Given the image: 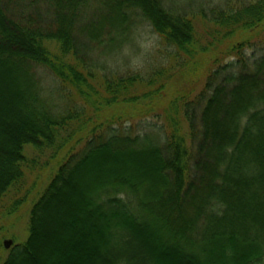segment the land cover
I'll return each mask as SVG.
<instances>
[{
    "label": "trees",
    "instance_id": "trees-1",
    "mask_svg": "<svg viewBox=\"0 0 264 264\" xmlns=\"http://www.w3.org/2000/svg\"><path fill=\"white\" fill-rule=\"evenodd\" d=\"M144 25L162 54L148 70L102 74L77 38L108 53ZM194 74L202 89L163 106ZM93 101L118 107L114 125L99 129ZM149 113L160 139L115 127ZM19 212L27 237L0 243V264H264V0L196 15L165 0H0V214Z\"/></svg>",
    "mask_w": 264,
    "mask_h": 264
},
{
    "label": "rangeland",
    "instance_id": "rangeland-1",
    "mask_svg": "<svg viewBox=\"0 0 264 264\" xmlns=\"http://www.w3.org/2000/svg\"><path fill=\"white\" fill-rule=\"evenodd\" d=\"M224 0H165V4L170 9H177L180 13H187L191 12L196 15V13L201 8L210 9L211 7H217L220 6V3L223 4ZM93 13H96L95 9H92ZM92 13V14H93ZM91 14V13H90ZM97 15V14H96ZM87 20V19H86ZM197 23L198 29L203 27L204 21L197 18L195 20ZM207 27V26H206ZM79 45L81 46V49L83 50L85 59L88 60L89 63L97 64L98 67H100V72L102 74H126L128 72L133 71H142V70H148V68H152L156 65L159 66V57H162V54L160 50H158V44H159V38L157 35H155L152 31V29L144 25L142 28H139L138 35H130L129 38L125 41V43L122 45L121 48H112L111 51L108 53H103L104 48H92L91 50H88V48L85 46L89 44L88 38L86 37L85 33H81L80 36L77 37ZM85 46V47H83ZM85 48V49H84ZM102 69V70H101ZM44 72V71H42ZM47 74V73H46ZM43 80H41V86L43 90L42 98L45 104L48 106V108L51 109L54 113H59L60 109L63 107V101L60 99V85L55 79L50 75H40ZM193 78L184 79L181 82H174L170 86L176 87L170 96L166 97L165 94H163L161 97L164 100V97L167 99V103H169L171 100H173L175 97L180 96V93H183L187 91V89H193V94H197L203 87V83L205 80L204 76H199L197 79V74L192 75ZM206 76V75H205ZM196 78V79H195ZM193 79V80H191ZM178 92V93H177ZM191 96V97H192ZM163 102V101H162ZM166 101L164 100V103ZM91 107L95 108V112L99 113L100 111L104 110V106L102 103L100 104L98 101L92 102L90 104ZM162 106L158 107L156 109L154 114L161 113ZM93 109V108H92ZM118 113V107L114 108L113 110L107 109L104 110L101 114L102 116L98 115V117L94 120V123H99V129H102L106 122H109L110 125H114L112 123L116 120V116ZM100 116V117H99ZM119 122H126L124 120H121ZM115 126L116 129L122 127L130 131L132 135H148L153 139H160V136L163 137V130L161 129L163 126L162 119L156 118L153 114L149 113L147 117L142 118H133L130 121ZM100 131H97L96 134H99ZM162 144V142H161ZM78 147V146H77ZM76 147V148H77ZM80 147V146H79ZM78 147V149H79ZM33 152H30V155ZM36 154V153H35ZM34 154V155H35ZM32 155V157L34 156ZM37 159H39V162H46L49 158V154H43L41 156H35ZM11 201V197L8 200ZM24 212H19L17 215L13 217H7L5 215L0 214V243H3L5 240H11L12 246L14 243H20L25 240L27 237V230L25 228L26 225V218L23 215ZM18 216V217H17ZM65 222V221H64ZM60 220V224L57 226L59 227L61 224H65ZM52 226L48 225L46 229L43 230L42 234H47V237H49L48 240H46V243L49 247L47 248H53V245H55V241L57 236H51L50 230H55L53 224ZM56 225V224H54ZM56 232V231H55ZM66 242V241H65ZM64 246H66L65 243H63ZM51 250V249H50ZM7 253H3V257L5 258Z\"/></svg>",
    "mask_w": 264,
    "mask_h": 264
},
{
    "label": "water",
    "instance_id": "water-1",
    "mask_svg": "<svg viewBox=\"0 0 264 264\" xmlns=\"http://www.w3.org/2000/svg\"><path fill=\"white\" fill-rule=\"evenodd\" d=\"M11 246H12V241L11 240H5V241H3V248L5 250L10 249Z\"/></svg>",
    "mask_w": 264,
    "mask_h": 264
}]
</instances>
